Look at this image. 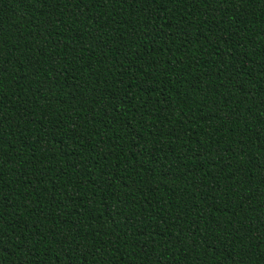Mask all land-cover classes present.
Returning a JSON list of instances; mask_svg holds the SVG:
<instances>
[{
  "label": "trees",
  "instance_id": "trees-1",
  "mask_svg": "<svg viewBox=\"0 0 264 264\" xmlns=\"http://www.w3.org/2000/svg\"><path fill=\"white\" fill-rule=\"evenodd\" d=\"M0 264H264V0H0Z\"/></svg>",
  "mask_w": 264,
  "mask_h": 264
}]
</instances>
